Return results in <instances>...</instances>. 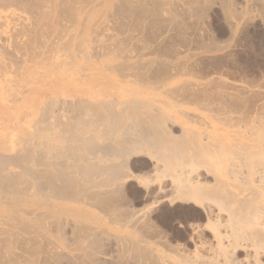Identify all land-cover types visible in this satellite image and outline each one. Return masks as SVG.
<instances>
[{"label":"bare ground","instance_id":"obj_1","mask_svg":"<svg viewBox=\"0 0 264 264\" xmlns=\"http://www.w3.org/2000/svg\"><path fill=\"white\" fill-rule=\"evenodd\" d=\"M85 1L38 0L39 10L33 4L27 10L34 0L27 5L21 0H0V26L17 20L10 35L12 51L18 57L13 59L10 54L15 66L18 62L16 70L10 69L11 61H0V131L4 132L0 135V264H54L52 259L55 264H89V261L109 264L115 252L112 255L111 250H106L107 243V246L115 244L113 249L122 253L135 250L140 252L139 256L149 254L152 264H264L263 111H256L252 118L246 119L250 127L244 130L230 126L231 115L226 117L229 124L222 121L225 115L222 120L216 118L215 122L206 123L210 131L197 132L184 127L177 134L172 132L171 110H167L170 104L157 101L160 96L154 100L153 96L175 81L176 72L173 74L170 68L176 70L179 64L183 65L190 48L188 54L175 48L179 53H173L174 64H165L158 59L160 54L153 55L155 45L141 42L135 48L131 39L127 43L122 40L125 38L117 40L116 28L124 29V20H121L124 25L118 27L113 26L117 22L115 14L112 26L108 20L115 29L111 28L115 40L107 23V17L112 19L108 14L116 9L119 13L145 14L149 20L151 13L161 21L157 24L161 25L164 17L165 22L170 20L183 28L188 23L192 25L186 19L195 18L203 6L202 0ZM247 1L264 11V0ZM222 3L231 18L232 33H239L240 14L245 9L237 11L233 0ZM242 7L245 8L244 4ZM18 10H23L22 16L29 11L28 17L25 13L23 18ZM25 17L33 26L24 21ZM63 17L71 21L65 19L69 25L67 22L56 25ZM173 22H169L172 27ZM185 33L181 34L186 41L188 32ZM131 37L137 39L135 35ZM153 42L160 44L156 39ZM213 47L206 44L203 50L210 51ZM159 66L161 70H157ZM57 70L63 71L70 86L62 102L51 85L58 81ZM58 100L66 108L56 107ZM140 150L152 153L156 159L154 167L172 176L165 185V190L171 191V199H191L201 205L207 218L204 227L212 229V236L198 240L196 250L169 244L164 255L152 240L132 227L143 223L140 211L123 219L126 225L118 221L110 223L97 211V203L112 195V190L117 193L123 188L130 177L128 161ZM204 227H194V239L197 233H203ZM66 228L71 230L73 239L68 237ZM41 255L46 261L44 258H40L43 262L38 261Z\"/></svg>","mask_w":264,"mask_h":264},{"label":"rangeland","instance_id":"obj_2","mask_svg":"<svg viewBox=\"0 0 264 264\" xmlns=\"http://www.w3.org/2000/svg\"><path fill=\"white\" fill-rule=\"evenodd\" d=\"M21 1H23L22 2L23 4L25 3V5H27L28 1H33V0H25V2H24V0H21ZM86 1H88V0H86ZM203 1H205L206 3L204 4ZM233 1H235L234 7L236 6L235 8L237 9V11L238 10L240 11L241 9L242 10L245 9L244 11L246 12V13L243 12L242 15L240 14V20H241L240 28L241 29H240L239 33L237 32L238 34L234 33V32L232 33L231 25H230L231 18L227 15L226 10L224 9V6H222L223 5L222 0H202V5L205 8L203 9L202 8L203 6H202L201 9H203L204 11L208 9L207 11H205L206 13L203 10L199 9L198 12L201 13V11H203V13L198 15L199 13L197 12L196 13L197 15L195 16V18L193 17L191 19V17H188V18H190V19H188L186 16V18H187L186 21L189 20L188 22L192 23V25L188 23L186 27L181 26L183 28H179L180 26L176 25V22L169 20V22H173L175 24L174 27H172V23H169L167 21L169 23L168 24L167 22H165L166 19H164V17H162V16H161L163 18L162 20H165V21H162L163 25H162V23H161V25L157 24L158 22L160 23L161 21H159L156 17L154 19V16H151L152 15L151 13L148 16L153 18V19L152 18L150 19L152 22L149 19H146L147 16L145 17L144 16L145 14L143 15L141 13L140 14H141L142 18H141L139 13H137L139 16L135 15L136 13L134 14L137 17L136 18L133 15V13H131V14L130 13H123V12L119 13L116 9H113V11H112V12H114L113 14H111L112 13L111 11H110V14H108V16L110 15V17H112L114 14L116 15V16L114 15V17L116 18L117 22L113 17H112V19L107 17V23L109 24V21H110L111 26H112L111 20H113V19L116 22L115 23L113 21V23L116 24V26L113 24L114 27H118L119 25H124V23L126 22V25H124L125 30L122 29L123 26H122V28H121V26H120V28L119 27L116 28L115 34L116 35L118 34L117 40L120 39V41L123 40V42L126 41V43H127V40L129 42V40L131 39V42L134 43V47L138 43L140 45L141 42H142V44H150V45L152 44V45H155L156 47L158 46V49L156 47L154 48L155 54L153 52V55L157 56L158 54H160L158 59L161 61L163 60V62L165 61V64H170V62H171V65L174 64L175 61H174L173 57L175 55L173 53L177 54L179 52L180 53L182 52L184 54H188L187 52H189V50H191L190 53L184 58V60H182V62L187 61V63L185 62L186 63L185 67H184V62H183V65H181L182 63L179 64V68L181 67L180 69L179 68L176 69L178 67V65L174 66V69H176L178 71L181 70V72L179 71L180 73L176 70H173V68H170L171 72L173 71V74L176 72L175 73V76H176L175 81L169 85H166L165 88H162L163 92L161 90L160 92H157V95L153 96L154 100L160 96V98H158L160 100L156 99L157 101H160V102L163 101V104L168 103L167 105L170 104L167 110L168 111L171 110L170 113L172 115V120L170 122V126L172 125L171 131L172 132L174 131V133H176V132L178 133L180 131V129H182L184 127L185 128H191L192 127L191 129H194V130L196 129L197 132L203 131V130L204 131H206V130L210 131L211 127H209L206 123L211 124V123L215 122L216 118L217 119L220 118L219 120H222L225 115H227V116H225L224 117L225 119H223L222 121H225L226 117H229L231 115V117L228 118V120L230 119L229 122H232V124L230 126L244 130V129H247L248 127H250V124H248V126H247V124L245 122L247 121L246 119L252 118V114H254L256 111H259L261 113L263 111V114H264V109H263L264 108V106H263L264 105V15H263L264 11L262 10L263 11L262 12L261 9L258 8V6L256 4L253 6L254 3L251 1H247V0H237V1L233 0ZM10 3L12 4L13 1ZM36 3H38V0H36V1L34 0V3L31 2L30 4H28V6H27L28 8L26 6H23V5H22L23 7L22 6L21 7L22 8L26 7L27 10H29V9H31V8H29V5H30V7H32L33 5H34L33 7H35V5H36L37 6L36 8H38V10H39V8H40L39 5H41V4H40V2L38 3L39 5ZM242 4H244L245 8L242 7ZM250 7H251V9H250ZM36 8L34 10H36ZM247 9H249L250 11ZM24 11H26V10H24ZM241 11H240V13H241ZM17 12L21 13V16H22L23 10L22 11L18 10ZM59 12L62 13L61 10ZM25 13L27 14V17H28L29 11H27ZM25 13H24V15L26 16ZM131 15H133V16H131ZM241 16H242V19H241ZM61 17H59V18H61ZM132 17L135 20H133ZM65 19L67 20V18H65ZM65 19H64V17H63V20L60 19V21H58L59 23H56V25L61 24V23L64 24V22L66 23L68 20L66 21ZM142 19H143V21H142ZM145 19H146V21H144ZM156 19H157V21H156ZM118 20L120 22H121V20L122 21L124 20L123 21L124 23L121 22V24H120V22ZM137 20H139V21L137 22ZM153 20L156 21L154 24H153ZM9 21H8V23H9L8 25H6V24L4 25V23H3L2 26H0V28H1L0 29V32H1L0 33L1 34L0 42L2 43V44L0 43V48H1V45H3L4 48H1V49L5 50V51L7 50V52H4L3 50L0 49V61L2 59H4L6 62L11 61L9 63V64H11L10 69L16 70V68L18 66L17 65L18 62L16 64L18 57H17V54L14 55L15 53H13L14 51H12V49H14V46L12 43L13 41H11V39H13V37L11 38V35L14 32V29H15L14 24H16L17 20L13 21V23H12V20H9ZM24 21L28 22V23L30 22V20H28V21L26 20V17H25ZM134 21H135V23H134ZM68 22L66 25H69ZM145 22H146V24L144 25ZM164 23H165V26H164ZM11 24H12V26H11ZM148 24H150V25H148ZM193 24H194V28L193 27L190 28V26H193ZM29 25H31V22ZM134 25H137V26H134ZM138 25H140V26H138ZM154 25H156V26L153 27ZM166 25H167V27H166ZM31 26H33V24ZM96 26H97V24L94 25L95 28H96ZM111 26L109 24L110 30L112 28V30L114 31L115 30L114 27H111ZM161 26L164 28V31L162 28L160 31ZM170 26H171V30L169 28ZM202 26H204V27H202ZM9 27H10V29H9ZM12 27H14V28H12ZM198 27L199 28L201 27L200 28L201 32H198V30H199ZM187 28H189V31H187ZM117 29H118V31H117ZM176 29H178V30H176ZM179 29L183 32H180ZM183 29L186 31H184ZM195 29H197V30H195ZM203 29H205V30H203ZM112 30L110 31V34L111 35L113 34L112 39L115 40L116 35H114V32ZM142 31H146V32L142 33ZM125 32H127V33H125ZM184 32L189 33V34L187 33L188 37H187L186 41H185V36L182 35V34H184ZM203 33H204V35H202ZM2 35H4V36H2ZM120 35H123V36L120 37ZM130 35L133 37L135 35L138 40L135 37L132 38ZM152 35H154V36H152ZM159 35H160V37H159ZM114 36H115V38H114ZM4 37L6 40H3ZM163 37H165V38H163ZM7 38H8V40H7ZM122 38H125V39H122ZM139 38H141V41H139ZM133 39H134V41H133ZM149 39H151L152 42L155 41V39H156V43L160 42L159 40H161V42H160V44L158 43L159 45H156L154 42L151 43V41ZM205 40H206V42H205ZM182 41H185V42H182ZM200 41H202L203 43ZM173 43H174V45H173ZM142 44H141V46H142ZM203 44H204V46H206V44H207V46H209V47H213V46L214 47L210 51H204L205 49L203 48L204 47ZM139 45H136L135 48H137ZM200 45H202V48ZM160 46H163V47L161 48ZM159 47H160V49H159ZM173 47H174V51H173ZM216 47H218V49ZM220 47H221V49H220ZM175 48H178L179 52H177V51L175 52ZM8 49H10V50H8ZM8 51L10 53H8ZM156 51L158 53H156ZM164 51L166 53H164ZM168 52H171V53L167 54ZM3 53L4 54L6 53V55L7 54H9V55L5 56ZM10 54H12L13 57ZM165 55H167V56L169 55V56L165 57ZM14 56L17 57L16 61L14 60L16 66L12 63L13 62L12 60L15 59ZM170 56H172V57L170 58ZM11 57L13 59H11ZM188 59H189V61H188ZM182 66L184 67L183 69H182ZM160 68H162V66H159L157 68V70H161ZM183 71H184V73H183ZM62 72L63 71L59 70L57 73L58 81L51 83L53 90H56L55 94L59 97L61 102L66 97V91H68L70 88V86L66 84V82L64 80L65 76H63ZM176 74H178V75H176ZM170 87H172L173 89L172 88L170 89ZM167 88H169V89H167ZM193 88L196 90L193 91L194 90ZM218 88H220V89H218ZM176 89H178V90L176 91ZM207 89H208V91H207ZM167 91L169 93L171 91L172 93L169 94V93H167ZM182 91H184V92H182ZM200 91L202 93L204 92L207 94L203 93V95H202L200 93ZM218 91H220V92H218ZM230 91H232L233 93ZM164 92H166V93H164ZM173 93H175L176 96L173 95ZM196 93L200 94L199 97ZM182 94H184V95H182ZM190 95H192V97ZM166 96H168V97H166ZM169 96H171V98ZM186 98H188V99H186ZM60 100H58L56 107L62 106L63 108L64 107L66 108V106H64V104H62L60 102ZM165 100H167V101H165ZM173 100L175 102H173ZM198 101H200V102H198ZM173 103L176 105H174ZM178 103H179V105H178ZM217 107H218V109H217ZM211 108H213V109H211ZM181 112L182 113L185 112V114L188 115V117L185 116L184 114L182 115ZM191 112H193V113H191ZM189 115H191V116L193 115L195 118H193V116L189 117ZM174 116H175V118H174ZM201 116H202V118H201ZM212 116H214V117H212ZM196 117H197V119H196ZM194 120H196V121H194ZM200 120H202V121H200ZM228 120H226L225 122H227L229 124ZM172 121H173V123H172ZM174 121H175V123H174ZM237 121H238V123L241 124V127H239L240 125H238V123H236ZM240 121H242L244 123H242ZM234 122H235V124H234ZM243 124H245V126H242ZM3 133L4 132L0 131V135H3ZM155 160H156L155 156H153L152 153L150 154L149 152H147V150H140L139 152L134 153L128 161L129 165H128L127 172H129L130 177L124 183V185H122L123 188L122 187L118 188V189H121V188L122 189L121 190L117 189L118 190L117 193L115 192V190H112V192H114V193L111 192L112 195L107 196L106 199L104 198L105 200L103 199L101 202H99L100 204L97 203L99 206L98 209L101 212L96 208L97 204H95V206H96L95 209H97V211L99 212L100 215H103V216L105 215V218L108 221H110V223H111V221H112V223H113V221L114 222L118 221V222H123L124 225H126V223L123 221V219L125 220L126 218L130 217V215L135 211H140L139 212L141 214L140 216L143 215L142 217L144 218V220L142 221L143 223L138 224L137 227L136 226H132V227L137 228L142 233L144 238H146L147 240H149V241L152 240V242L151 241L150 242L151 243L154 242L153 245L156 246L161 253H163L165 255V252H164L165 248H167L169 244L170 245L172 244V246L176 245L177 248L179 246L181 249H190L191 251H194V250H196V242L198 240L200 241L202 239H206V238L210 239L211 238L212 229L208 226L204 227L206 222H207V218H206V215L204 214V211H203L201 205H199L197 202H195L194 200H191V199L188 200V199H183V198L171 199L172 198L170 196L171 191L170 190L167 191L168 188L165 190V185L171 182L172 176L170 175L171 176L170 177L167 173L163 172L162 168L154 167ZM110 196H112V197H110ZM130 225H132V224H130ZM197 225H202L204 227V230L202 233L203 236H202V234L198 235L199 233H197V236L194 239L193 236L196 235L194 227H196ZM138 226H140V227H138ZM66 231H67L68 237L73 239L74 237L71 236V234H72L71 230L69 228L68 229L66 228ZM108 244L109 243H107V245ZM107 245H106V250H108V251L111 250L110 252H112V255L114 252L116 254V255L114 254V256H112L110 258L111 261L112 260L114 261V262L112 261L113 264H137V263L138 264H142V263L146 264L147 262L148 263L150 262V264L153 263L152 256H150L149 254L147 256H143L142 254H140V256L141 255L143 256V257L142 256L140 257L137 254V253H140L138 251H135V250L129 251L128 250V252L122 253V251H120V250H119L120 251L119 252L118 250L116 251L115 249H113V248H115V244H113L111 246H107ZM111 247H112V249H111ZM132 253L134 255H138V257L133 256ZM119 254H120V256H118ZM122 254H124V256L127 255V256H125L126 258H124V256H122ZM172 254L176 255L174 253H172ZM240 254H242V252H240ZM152 255H155V254H152ZM116 256L118 257V259ZM132 256L135 257V259H133ZM44 257H45L44 255H41V257H39V259L40 258L42 259ZM115 257H116V259H115ZM149 257H151V259ZM142 258L144 260H142ZM148 258H149V260H148ZM41 259L38 261L43 262V260L45 258L43 260H41ZM52 260H53L52 262H54V264H55L54 259H52ZM87 260H88V258H87ZM141 260H142V262H141ZM38 261H37V263H38ZM44 261H46V259ZM111 261L109 264H112ZM50 262H51V259H50ZM44 263L45 262H43V263L40 262L38 264H44ZM47 264H48V262H47ZM89 264H90V261H89Z\"/></svg>","mask_w":264,"mask_h":264}]
</instances>
